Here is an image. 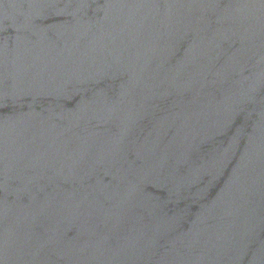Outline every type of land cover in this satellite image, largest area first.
<instances>
[{
    "label": "water",
    "instance_id": "obj_1",
    "mask_svg": "<svg viewBox=\"0 0 264 264\" xmlns=\"http://www.w3.org/2000/svg\"><path fill=\"white\" fill-rule=\"evenodd\" d=\"M0 264H264V0H0Z\"/></svg>",
    "mask_w": 264,
    "mask_h": 264
}]
</instances>
